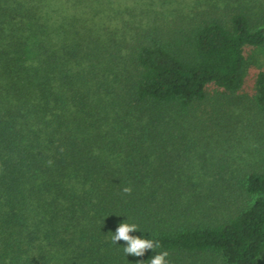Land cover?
Masks as SVG:
<instances>
[{
	"label": "trees",
	"instance_id": "obj_1",
	"mask_svg": "<svg viewBox=\"0 0 264 264\" xmlns=\"http://www.w3.org/2000/svg\"><path fill=\"white\" fill-rule=\"evenodd\" d=\"M139 1L0 0V264H147L128 218L171 264H264V71L234 96L264 0Z\"/></svg>",
	"mask_w": 264,
	"mask_h": 264
},
{
	"label": "rangeland",
	"instance_id": "obj_2",
	"mask_svg": "<svg viewBox=\"0 0 264 264\" xmlns=\"http://www.w3.org/2000/svg\"><path fill=\"white\" fill-rule=\"evenodd\" d=\"M126 1V0H125ZM253 4L256 6L259 3H263V0H253ZM126 3V2H123ZM139 6L137 7L138 11H134L135 13L139 14L140 17H145V14L153 15L157 12H163L166 9V6L162 5L159 2H153L150 0H140ZM126 5H129L128 2ZM130 6V5H129ZM151 9V11L149 10ZM245 58H246V75H245V83L241 91L234 94V96H240L243 100V104H249L247 100L252 97L254 94V84L255 78L258 72L264 71V47L262 48H255L248 46L244 50ZM233 110V117H237L235 115H239L240 113L245 111L244 106L242 103L239 105H233L229 109L226 108L224 111L225 113L230 114V110ZM252 136H234L233 139L227 141L225 144L221 145H213L215 148L221 149L224 156L228 159V166L234 168L235 166L246 165L249 162L254 161V157L250 152L254 149V144L252 141ZM240 143V144H238Z\"/></svg>",
	"mask_w": 264,
	"mask_h": 264
},
{
	"label": "clouds",
	"instance_id": "obj_3",
	"mask_svg": "<svg viewBox=\"0 0 264 264\" xmlns=\"http://www.w3.org/2000/svg\"><path fill=\"white\" fill-rule=\"evenodd\" d=\"M123 192L127 195H131L132 188L124 187ZM135 232H141L139 225L130 223L128 218L127 222L121 223L117 227L115 234L111 235V241L113 244H117L120 241L125 242L127 246L123 247V251L126 256L143 257L147 251L152 250L156 251L157 254L152 257L147 264H171L169 260L170 253L167 250L157 251V249H161L162 247L159 240L153 238L145 239L131 235V233ZM139 264H144V262L140 261Z\"/></svg>",
	"mask_w": 264,
	"mask_h": 264
}]
</instances>
